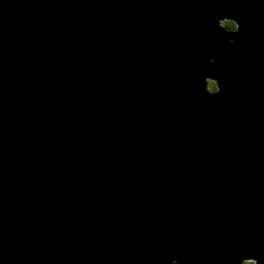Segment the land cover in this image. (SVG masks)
<instances>
[{
  "label": "water",
  "instance_id": "obj_1",
  "mask_svg": "<svg viewBox=\"0 0 264 264\" xmlns=\"http://www.w3.org/2000/svg\"><path fill=\"white\" fill-rule=\"evenodd\" d=\"M246 260L264 0H0V264Z\"/></svg>",
  "mask_w": 264,
  "mask_h": 264
},
{
  "label": "rangeland",
  "instance_id": "obj_2",
  "mask_svg": "<svg viewBox=\"0 0 264 264\" xmlns=\"http://www.w3.org/2000/svg\"><path fill=\"white\" fill-rule=\"evenodd\" d=\"M220 23H221L222 25H226V26L229 25L230 27H233V26H234V23H233L232 21L228 20V19H223V20H221ZM207 83H208V88H209L210 90L215 91V89L217 88V86H216V84H215V80H213V79H208V80H207ZM242 264H254V262L251 261V260H246V261H243Z\"/></svg>",
  "mask_w": 264,
  "mask_h": 264
},
{
  "label": "bare ground",
  "instance_id": "obj_3",
  "mask_svg": "<svg viewBox=\"0 0 264 264\" xmlns=\"http://www.w3.org/2000/svg\"><path fill=\"white\" fill-rule=\"evenodd\" d=\"M223 18H224V17H223ZM223 18H218V21L221 22V20H223ZM225 19H226V18H225ZM220 25H221V26H225V27H230L229 25L226 26V25H222L221 23H220ZM236 26H237V23H236Z\"/></svg>",
  "mask_w": 264,
  "mask_h": 264
},
{
  "label": "snow or ice",
  "instance_id": "obj_4",
  "mask_svg": "<svg viewBox=\"0 0 264 264\" xmlns=\"http://www.w3.org/2000/svg\"><path fill=\"white\" fill-rule=\"evenodd\" d=\"M238 28H239V25L238 26H236V29L235 30H238ZM213 59H214V57H213ZM220 90V88L219 87H217L216 89H215V91H219Z\"/></svg>",
  "mask_w": 264,
  "mask_h": 264
}]
</instances>
